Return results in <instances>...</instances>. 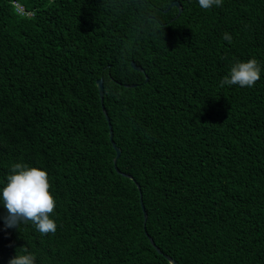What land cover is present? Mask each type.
Returning <instances> with one entry per match:
<instances>
[{
    "label": "trees",
    "instance_id": "obj_1",
    "mask_svg": "<svg viewBox=\"0 0 264 264\" xmlns=\"http://www.w3.org/2000/svg\"><path fill=\"white\" fill-rule=\"evenodd\" d=\"M16 163L57 229L0 219V264H264V0H0V192Z\"/></svg>",
    "mask_w": 264,
    "mask_h": 264
},
{
    "label": "clouds",
    "instance_id": "obj_2",
    "mask_svg": "<svg viewBox=\"0 0 264 264\" xmlns=\"http://www.w3.org/2000/svg\"><path fill=\"white\" fill-rule=\"evenodd\" d=\"M223 0H198L202 9L222 6ZM223 39L231 41L230 34L225 33ZM260 67L256 59L236 63L229 76L224 77L220 87L239 85L252 87L260 79ZM12 174L7 177V184L0 192L3 208L7 215L0 217L4 227L18 228L21 223L31 222L42 235L55 234L57 225L50 216L56 208V201L49 191L51 185L48 174L35 167L16 163L11 168ZM25 253L15 255L8 264H35V257L27 248H21Z\"/></svg>",
    "mask_w": 264,
    "mask_h": 264
},
{
    "label": "water",
    "instance_id": "obj_3",
    "mask_svg": "<svg viewBox=\"0 0 264 264\" xmlns=\"http://www.w3.org/2000/svg\"><path fill=\"white\" fill-rule=\"evenodd\" d=\"M171 7H177V8H178V15H179L180 12L182 11V8H181V6L179 5V3H178L177 1H173V2H171L170 5H169V7H168L167 9H165V10H169ZM178 15H177V16H178ZM130 66H131V68L134 69L135 71H138V72H141V73L143 72V69H142L141 67L137 66L133 61L130 63ZM147 79H148V78H147V76L145 75V80L147 81ZM96 87H97V90H98V94H99L100 100H101V102H102V100H103V86H102V80H98V81H96ZM102 111H103L104 116H105V119H106V121H107V123H108V122H109V119H108V117H107V114H106V112H105L103 106H102ZM108 125H109V140H110V142L112 143V147H113V149H114L115 152H116V156H115L114 159H113L114 166L116 167V161H117V159H118V157H119V155H120V149H119V148L115 145V143L113 142V140H112V129H111V126H110L109 123H108ZM116 171H117L118 173H120V172L117 170V168H116ZM122 175L125 176V177H127V178H129V179H132V178H131L130 176H128V175H124V174H122ZM136 187H137L138 190H139V186L136 185ZM141 207H142L143 217H144V222H143V223H145L146 218H147V214H146V212H145V210H144V207H143V206H141ZM147 237H148V239H149L150 244L154 247V249L156 250V252L161 254L160 250L155 246V244H154V242L152 241V239H151L149 236H147ZM165 258L169 261L170 264H176L175 261L172 260L170 257L165 256Z\"/></svg>",
    "mask_w": 264,
    "mask_h": 264
}]
</instances>
